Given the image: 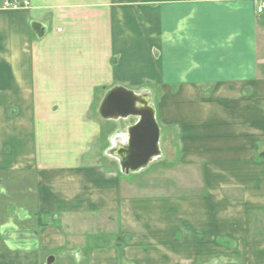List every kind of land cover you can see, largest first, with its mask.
Masks as SVG:
<instances>
[{
	"label": "crops",
	"instance_id": "0c3cea01",
	"mask_svg": "<svg viewBox=\"0 0 264 264\" xmlns=\"http://www.w3.org/2000/svg\"><path fill=\"white\" fill-rule=\"evenodd\" d=\"M7 1L0 198L36 178L41 214L116 223L122 248L93 245L86 264H264L260 0ZM116 87L147 94L161 128V158L134 180L108 153L137 119L99 114ZM148 173L151 186L134 182ZM11 212L28 218L0 226V264H48L68 244Z\"/></svg>",
	"mask_w": 264,
	"mask_h": 264
},
{
	"label": "rangeland",
	"instance_id": "374dc122",
	"mask_svg": "<svg viewBox=\"0 0 264 264\" xmlns=\"http://www.w3.org/2000/svg\"><path fill=\"white\" fill-rule=\"evenodd\" d=\"M135 118H131L127 121L121 122V129H125L128 127L130 123H134ZM100 147V144L98 145ZM96 155L100 158H108L109 156L105 154V151L98 148L95 149ZM115 165H110V168H117V170L120 172L121 168L119 163L117 164L114 160H112ZM106 165V161L103 164ZM152 167H149L148 171L151 170ZM150 173V172H149ZM148 173V175H149ZM134 180L135 174H130ZM146 176V175H141ZM144 179H137L134 182L142 183L143 186H151V176L143 177ZM148 178V179H146ZM18 182V181H15ZM13 189L9 192L8 195L2 196L0 198V226L5 224L9 219H12L13 222H16V224L23 223L22 221H26L24 219V216L26 213H19V214H12V209L17 211H26L31 213H37L35 216L40 219L41 218V227H47L48 228V235L49 232L52 230L51 234L55 232V230L59 233H56L57 236H62L64 238H68V244L65 245V247L62 248V250L53 251L52 255L54 256V262L52 264H76L75 258L69 256L70 254L74 252H81L79 257L81 259V263L86 264L87 259V253L89 249H91V246H97L98 244L100 247H104V245H108L111 249L113 248H122L120 235H118V229L116 226V223H113L112 226H103V223L101 220H91L87 219L85 217L84 221L79 220H73V219H65L62 217L56 218V216H53L52 213L42 214L40 213L39 204H38V197H37V191L39 190V185L36 181V178L34 179H28L26 182H22V184L19 187V183H15ZM139 184V185H140ZM30 191V195H24V189ZM26 193V192H25ZM35 193V194H34ZM11 212V213H10ZM39 212V213H38ZM28 215V214H27ZM46 217V222L44 223ZM26 218V216H25ZM28 218V217H27ZM26 218V219H27ZM88 218H90V215H88ZM98 218V217H97ZM50 219V221H49ZM36 220H34L35 222ZM37 222V221H36ZM120 240V241H119ZM66 256V257H64ZM49 258L47 259L48 262ZM56 262V263H55Z\"/></svg>",
	"mask_w": 264,
	"mask_h": 264
},
{
	"label": "water",
	"instance_id": "95a60500",
	"mask_svg": "<svg viewBox=\"0 0 264 264\" xmlns=\"http://www.w3.org/2000/svg\"><path fill=\"white\" fill-rule=\"evenodd\" d=\"M136 94L123 87L110 90L101 103L99 114L103 120L137 119L127 130L126 143L112 148L108 155L117 159L122 173L137 174L161 158V128L149 96ZM54 258L48 260L52 264Z\"/></svg>",
	"mask_w": 264,
	"mask_h": 264
},
{
	"label": "built area",
	"instance_id": "2783aa9c",
	"mask_svg": "<svg viewBox=\"0 0 264 264\" xmlns=\"http://www.w3.org/2000/svg\"><path fill=\"white\" fill-rule=\"evenodd\" d=\"M6 6L11 9H25L30 7L29 0H9ZM256 11L259 15L264 14V0L256 2Z\"/></svg>",
	"mask_w": 264,
	"mask_h": 264
}]
</instances>
